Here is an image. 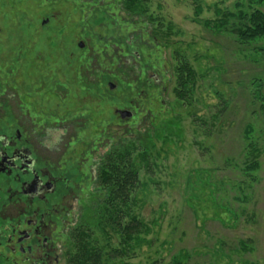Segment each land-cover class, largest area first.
I'll use <instances>...</instances> for the list:
<instances>
[{
  "label": "rangeland",
  "instance_id": "374dc122",
  "mask_svg": "<svg viewBox=\"0 0 264 264\" xmlns=\"http://www.w3.org/2000/svg\"><path fill=\"white\" fill-rule=\"evenodd\" d=\"M239 2L247 8L250 0H141L137 4L142 10L133 12L124 7L125 0H0V101L12 95L9 103L20 121L38 89L26 85L22 74L54 72L55 59L48 54L53 51L52 42H63L58 45L59 73H68L73 43L85 42L90 48V52L86 50L90 55L86 73L95 84L97 71L113 72L118 66L114 57L121 46L115 35L124 43V61L132 57L126 48L131 34L137 36L142 27L148 32L151 25H158L161 34L170 25L167 49L157 46L151 51L161 64L167 59L169 72L162 96L165 101L156 99L151 123L141 129L118 127L111 123L114 104L108 103L102 116L109 120L107 126L92 124L79 130L80 134L72 127L58 134L64 140L61 151L71 136L76 140L86 136L96 144L107 142L112 153L131 148V157L140 167V181L126 210L144 220L149 231L143 232L145 241L133 253L112 259L121 238L110 230L112 238L107 240L94 228L93 244L103 250L102 264H167L180 251L191 255L187 264H264V112L254 97L256 82L264 84V50H260L264 41L241 45L231 29L218 32L198 21L214 20L219 11L235 12ZM197 7H201L199 16ZM231 22L233 27L235 20ZM35 47L45 53L42 60ZM145 47L139 53L148 58L150 51ZM25 48L32 51L20 65ZM182 58L198 73L189 103L178 99L174 91L176 77L172 74ZM124 78L126 82L120 77L112 79L118 85L111 93L115 98H124L122 91L127 93L136 77L129 71ZM58 81L60 110L75 113L66 102L70 94L64 92L71 89V81L62 75ZM102 87L109 88L107 81ZM20 88L24 90L21 94ZM53 88L52 84L46 87ZM49 92L44 99H52ZM95 105L92 100L91 106ZM246 129H251L250 140ZM249 141L259 150L255 177L243 171L247 160L254 157L248 152ZM64 240L60 251L66 250V255L59 264H67L68 254L74 252L73 240ZM241 241L247 242V249Z\"/></svg>",
  "mask_w": 264,
  "mask_h": 264
},
{
  "label": "flooded vegetation",
  "instance_id": "af4514ba",
  "mask_svg": "<svg viewBox=\"0 0 264 264\" xmlns=\"http://www.w3.org/2000/svg\"><path fill=\"white\" fill-rule=\"evenodd\" d=\"M113 25L116 23L113 22ZM156 27L158 25H151L148 32L142 27L137 36L131 34L126 48L132 52V57L124 61V43L117 40L119 38L115 35V42L121 46L114 57L118 66L112 69L113 72L97 71L93 77L99 80L95 84H91L86 73L90 63L86 50L90 52V48L85 42L79 40L73 43L75 47H72L68 57V73H59L58 45L63 42H52L53 51L48 54L55 59L52 64L54 72L43 70L39 74H22L26 85L38 87L34 90L35 100L29 101L25 112L21 110L24 115L22 120L14 117L9 103L12 95L6 98L7 101H0V264H59L66 255V250L60 251L64 237L71 238L74 245L75 232L89 214V209L100 206L99 201L103 199L106 186L102 177L112 153L108 151L111 146L107 142L93 143L86 140V136L81 140L71 136L64 151H61L64 140L58 134L60 130L72 127H76L80 134L79 130L92 124L107 126L109 120L102 116L103 108L108 103L114 104L116 116H112L113 121H110L118 127L141 129L153 121L156 99L160 97L162 103L165 101L162 96L167 91L164 85L169 72L167 59L164 58L161 64V59L152 55L151 51L157 46L158 49L161 46L167 49L171 36L170 25L161 34ZM144 47L148 48L152 59L141 56L139 52L143 53ZM34 49L42 60L45 53L40 48ZM30 51L32 49L25 48L20 65L25 64L23 59L28 58L26 55ZM129 71L136 78L132 85L128 84L130 88L127 93L122 91L124 98H115L111 93L118 89V85L112 81L113 77H120L121 81L126 82L124 74ZM60 75L71 81V89L64 91L67 92L66 96L68 93L70 95L63 97L67 98V105L73 106L75 113L60 110L57 82ZM172 76L175 77L174 72ZM49 78L55 82L49 83ZM103 81H107L109 88L102 87ZM51 84L54 88L46 89ZM19 90L20 94L24 92L22 88ZM49 91H52V99H44V94ZM129 91L133 94H129ZM92 100L97 105L91 106ZM120 145L117 144L118 147Z\"/></svg>",
  "mask_w": 264,
  "mask_h": 264
},
{
  "label": "trees",
  "instance_id": "16d2710c",
  "mask_svg": "<svg viewBox=\"0 0 264 264\" xmlns=\"http://www.w3.org/2000/svg\"><path fill=\"white\" fill-rule=\"evenodd\" d=\"M125 8L133 12L138 8L141 0H125ZM264 0H250L248 7H244V3H237V11L220 13L214 19H205L203 23L205 27L212 28L218 32L226 29H231L236 40L241 45H251L256 42L264 41V9L261 7ZM197 16L201 13V7H197ZM231 20H235L232 27ZM173 25L171 24V29ZM231 27V28H230ZM260 47V50H264ZM180 57L179 52H176ZM176 86L175 94L178 99L188 102L190 101L194 87L197 82L198 73L185 59H180V62L175 67ZM257 89L254 92V97L260 102V108L264 112V84L256 82ZM246 138L250 140L251 129H246ZM252 140V139H251ZM249 155L254 157L247 160L243 167L246 175L254 176V172L259 168V150L256 145L249 141L247 144ZM132 149L127 147L119 149L108 157L107 170L102 177L105 186L102 201H99L98 207L89 209L88 215L82 220V225L75 235L73 245L74 252L67 256V264H102L103 250L93 244L92 234L94 228L98 229L101 234L108 240L112 238L110 230H113L121 238L120 247L115 248L111 254V258H118L124 255H129L135 251L136 245L140 246L144 243L145 237L143 232L149 231L148 224L133 215L130 211L127 212L126 206L128 199L131 196L132 190L139 184V170L137 162L131 157ZM141 158H146L147 151L141 152ZM128 216V221L125 217ZM91 233H89V230ZM92 240V241H91ZM240 245L243 249H247V242L241 241ZM191 255L187 252L180 251L174 255L167 264H187ZM155 264V263H153Z\"/></svg>",
  "mask_w": 264,
  "mask_h": 264
},
{
  "label": "water",
  "instance_id": "95a60500",
  "mask_svg": "<svg viewBox=\"0 0 264 264\" xmlns=\"http://www.w3.org/2000/svg\"><path fill=\"white\" fill-rule=\"evenodd\" d=\"M126 113V112H125Z\"/></svg>",
  "mask_w": 264,
  "mask_h": 264
}]
</instances>
